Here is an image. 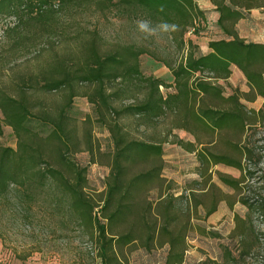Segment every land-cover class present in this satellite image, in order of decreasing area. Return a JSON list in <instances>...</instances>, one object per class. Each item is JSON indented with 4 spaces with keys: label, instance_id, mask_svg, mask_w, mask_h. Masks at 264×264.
Wrapping results in <instances>:
<instances>
[{
    "label": "trees",
    "instance_id": "1",
    "mask_svg": "<svg viewBox=\"0 0 264 264\" xmlns=\"http://www.w3.org/2000/svg\"><path fill=\"white\" fill-rule=\"evenodd\" d=\"M216 6L227 36L209 41V51L198 54L185 41L189 28L205 18L194 0H0V21L14 19L0 35V110L3 123L17 139L16 148L0 144V203L13 188L22 204L44 195L45 202L68 213L96 242L99 264H124L125 250L136 243L146 250L167 246L165 264H183L192 212L203 207L209 216L226 198L208 175L209 169L218 164L240 169V178L218 173L240 192L255 151L246 141L247 133L264 118L263 110L248 109L240 93L226 95L218 83L229 78L236 65L253 88L247 99L264 96V43L248 42L237 32L244 17L241 5L217 0ZM115 9L130 17L179 26L174 40L180 49L189 50L176 63H166L174 77L172 85L143 73L145 47L125 42L106 46L99 30H89L85 36L74 17L69 22L78 29L77 45L58 51L56 38L60 29L66 32L61 13L105 14ZM43 39L37 56L48 50L47 57L34 65L20 64L25 51ZM6 73L9 79H1ZM162 86L173 90L164 93ZM54 92H63L57 104L48 99ZM78 96L87 97L113 142L100 199L87 191L88 167L74 158L75 153L87 151L96 162L101 153L91 128L81 135L80 121L71 113ZM170 116L172 129L195 137L175 142L197 155L204 177L201 193L191 189L185 197L175 195L171 181L163 176L167 139L138 138L123 123L124 118H132L138 126L155 127ZM242 202L255 207L245 199ZM256 210L264 213V204ZM237 222L236 229L245 233V221L237 217Z\"/></svg>",
    "mask_w": 264,
    "mask_h": 264
},
{
    "label": "rangeland",
    "instance_id": "2",
    "mask_svg": "<svg viewBox=\"0 0 264 264\" xmlns=\"http://www.w3.org/2000/svg\"><path fill=\"white\" fill-rule=\"evenodd\" d=\"M205 13V18L198 19L194 27H190L185 34V41L198 54L209 51L208 43L213 39L226 37V33L219 25L217 0H194ZM241 5L244 17L236 25L239 35L248 42L264 43V0H234ZM251 6L252 8H248ZM74 17L77 26L85 36L87 31L97 29L104 36L105 45L125 42L136 43L145 47L148 52L141 56L142 71L145 75L162 78L166 84L172 85L174 77L166 66L167 62L176 63L181 59L189 47L180 49L174 36L177 32L158 33L145 38L137 29V20H149L144 16H129L115 9L102 14L95 11L78 12L65 15L61 13L59 36L56 38L58 51L75 48L78 40V29L71 28L69 19ZM68 19V20H67ZM73 19V18H72ZM72 21V20H71ZM14 19L0 21V35L2 28L12 25ZM76 28V27H75ZM45 39L36 46L28 48L19 60L20 64L34 65L47 57L48 50L41 52ZM193 47H192V44ZM40 49V50H38ZM22 65V67H23ZM229 78L218 81L224 88L226 95L240 93L242 102L248 109L264 112V96L257 95L254 101L247 99L252 95L253 88L242 70L233 65ZM1 79H9L3 74ZM85 86L83 90L87 89ZM166 93L173 88L161 87ZM63 92H54L48 97L54 104L62 100ZM129 101H126V103ZM120 105V104H119ZM71 113L80 121V133L84 134L87 127L92 130V138L97 153L95 161L87 151L77 152L74 158L80 164L88 167L89 187L87 191L96 199H100L105 189L106 177L109 174L108 155L113 148L111 136L105 126H101L93 105L85 96L74 99ZM264 115V114H263ZM90 118V120H89ZM0 110V144L16 148L17 139L10 126L2 121ZM173 117L161 119L155 127L138 126L134 119L124 118L123 123L129 126L131 132L138 138L147 140H165L164 157L166 166L163 176L172 183V192L184 197L192 190L197 193L203 191L204 177L202 166L197 155L189 152L183 145L175 142L193 141L195 137L183 129H172ZM82 122V124H81ZM172 129V130H171ZM246 141L254 148V156L247 163L246 179L241 184L242 189H235L226 185L220 178L219 172L236 178L242 176L240 169L223 164L214 165L209 169L212 181L225 193L226 198L219 202L217 210L207 216L203 207L192 212V229L187 242V252L183 264H264V213L256 210L258 204H264V118L249 128ZM249 167V168H248ZM156 195V192H153ZM152 194V195H153ZM44 195L37 201L20 202L16 188L0 203V263L2 264H99L98 246L84 228L77 226L68 213L60 211L56 206L44 201ZM243 199L254 203L250 208ZM186 208L185 198L182 202ZM237 217L245 221V233L236 229ZM137 246L125 250L124 264H165L168 247L146 250L139 243Z\"/></svg>",
    "mask_w": 264,
    "mask_h": 264
},
{
    "label": "clouds",
    "instance_id": "3",
    "mask_svg": "<svg viewBox=\"0 0 264 264\" xmlns=\"http://www.w3.org/2000/svg\"><path fill=\"white\" fill-rule=\"evenodd\" d=\"M137 29L140 33L144 34V37L147 39L153 37L158 33H171L178 30V25L175 23L160 22L156 25H153L149 20H137L136 21Z\"/></svg>",
    "mask_w": 264,
    "mask_h": 264
}]
</instances>
